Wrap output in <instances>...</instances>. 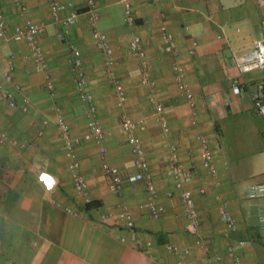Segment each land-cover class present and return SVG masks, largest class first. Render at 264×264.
Listing matches in <instances>:
<instances>
[{
	"label": "crops",
	"instance_id": "crops-1",
	"mask_svg": "<svg viewBox=\"0 0 264 264\" xmlns=\"http://www.w3.org/2000/svg\"><path fill=\"white\" fill-rule=\"evenodd\" d=\"M60 1L73 4L62 16L71 10L78 11L80 16L74 24L65 25L53 17L48 0H43V19L48 27L43 34V82L48 90L50 79L53 92L62 96L57 99L60 103L52 108L53 116L47 110L57 101L53 97L41 95L27 112L0 101V129L18 143L17 146L0 144V264H208L204 251L186 229L182 190L171 173L173 155L190 175L184 188L193 191L202 232L211 246L210 254L224 255L222 261L212 260L211 264H234L226 253L232 237L247 241L239 248L243 264H264V197L248 196L251 185L264 181V119L253 101L260 87L264 91V69L241 75L236 64L239 55L251 50L264 37V0H132L137 18L133 26L127 22L118 0ZM114 4L119 5L122 20L133 29L129 41L117 29L116 18L111 15ZM100 8L108 24L106 31H101L114 50L117 70H122L121 75L127 80L128 88L122 82L127 94L125 108L129 112L132 105L131 109L144 118L149 131L145 146L150 151L157 198L165 207L160 218H153L148 212L147 192L145 195L137 183L127 184L121 194L110 189L104 175L99 173L102 158L99 148H92L94 141H84L86 150L80 151L84 159L91 157V163L90 169L87 163L82 164L88 188L85 193H78L68 169V158L62 161L61 149H56L57 143L48 135L51 125L57 128L58 113L66 120L63 109L69 128L74 127L76 117L70 115L75 106L85 115L84 120L83 114L75 111L80 122L77 127H84L83 133L94 119L103 130L97 110L100 100L88 80L93 68L89 61L83 59L85 87L94 98V114L79 96L76 97L80 103L75 102L74 106L70 93L77 92L78 87L71 80L68 68L61 72L62 79L53 74L61 70L60 65L66 67L61 55L64 51L61 36L68 38V29L75 36L83 19H90L91 25L98 23ZM0 12L6 19V35L0 38V83L13 88L4 79L12 63L15 82L31 98L40 91L42 71H36L28 45L16 41L14 32L28 19L36 22L42 18V0H24L22 4L0 0ZM163 27L173 35L175 53L164 50ZM135 35L142 39L147 64L130 49ZM73 38L72 43L67 42L71 58L73 47L81 51L83 58L79 38ZM93 39L99 48L94 36ZM39 44L42 48V34ZM104 56L107 63L105 53ZM176 63L185 68L187 84L194 94V107L188 105L185 93L177 87ZM102 70L97 67L95 75L98 71L101 75ZM36 72H41L40 77ZM144 77L147 83H143ZM234 81L241 83L239 93L233 90ZM61 84L65 88L59 94ZM157 104L164 108L162 116L167 120L168 131L160 125V115L154 108ZM37 117L41 118L39 123L35 122ZM43 120H48L46 125H42ZM113 132L114 137L102 140L103 146L109 160L122 173L127 172L128 160L134 157L130 147L127 145V151L117 132ZM200 139L207 141L213 150L215 174L203 167ZM65 162L68 172H63ZM223 203L237 220L238 229L234 233H230L221 219ZM121 206L132 212L136 233L112 215ZM149 241L151 246H147ZM168 245L176 250H170Z\"/></svg>",
	"mask_w": 264,
	"mask_h": 264
},
{
	"label": "built area",
	"instance_id": "built-area-1",
	"mask_svg": "<svg viewBox=\"0 0 264 264\" xmlns=\"http://www.w3.org/2000/svg\"><path fill=\"white\" fill-rule=\"evenodd\" d=\"M18 4H22L24 0H16ZM124 8V13L127 18V22L130 25L136 23V13L132 4V0H118ZM154 2H159L160 0H152ZM50 4V10L53 17L57 20L62 21L65 25L74 24L80 13L76 10H71L68 15L62 16L65 9L70 8L73 4L63 3L60 0H48ZM264 26V22H263ZM44 31V27H43ZM42 34V24L28 20L24 25H19L16 27L14 32V39L20 42H26L29 50L30 57L33 59L35 68L37 71H42V48L39 44V37ZM6 35V19L2 12H0V38H3ZM94 38L98 42V46L107 56V64L110 68L114 65V50L110 46L107 35L99 30H94ZM162 44L164 50L168 53L176 52V43L174 41L173 35L166 27H163L162 33ZM131 51L137 55L143 64H147V53L142 46V39L139 35H135L130 42ZM72 65L75 75V82L78 87V96L83 101L87 102L90 106L89 112L94 114L96 110V105L94 103V98L92 94L86 89V75L84 70V62L82 58L81 51L73 47L72 49ZM45 52L43 51V69L45 67ZM236 64L238 71L241 75L251 73L256 70L264 69V37L258 39L254 44L253 48L249 51H246L239 55L236 58ZM13 64H10V70L4 73V79L13 85L12 89H9L3 86L0 83V101H5L11 107H21L23 111L27 112L32 106L31 98L23 93L22 86L15 82L11 69ZM174 74L177 87L180 91L184 92L188 105L194 107V94L190 89L186 81L185 68L176 63L174 65ZM147 77L143 78V83H147ZM114 86L117 94L118 105L121 107L120 114V127L125 133L127 145L130 147L131 153L133 155L134 165L136 170L134 173L129 175H124L118 166L113 164L107 155V150L103 146V134L102 128L97 122L93 120L90 123V128L87 132L83 133L79 138L72 135L69 125L66 122L62 114H57L56 116V125L60 134V139L63 142L64 148H66V156L69 160L68 169L71 174L72 182L75 190L78 193H85L88 188V181L85 175L82 172V165L79 157L76 153L75 145L80 141H89L93 140L102 158V171L105 179L108 181L110 189L117 193L121 194L124 191V188L127 184H135L140 181L146 183L147 188V210L153 218H160L165 211V207L158 201V193L156 184L152 175L150 162L147 156V151L142 144V140L138 135V129L140 124L143 122V119H136L132 117L126 110L127 94L123 83L119 79L114 80ZM54 84L49 79L47 83V89L53 91ZM233 90L236 93H239L242 90L241 83L238 81L233 82ZM254 104L264 119V91L260 87L258 91L254 93L253 96ZM155 111L160 115V125L164 131H168L167 120L162 116L164 108L161 104L155 105ZM47 120L42 121V125H46ZM39 135H42V130L39 132ZM202 150V164L203 167L211 174L217 172L216 165L214 163V154L211 147L208 145L207 141L200 139ZM10 143L12 146H17V141L10 140L9 136L4 130L0 129V144ZM171 173L175 177L176 186L182 190L181 198L184 204L185 214L187 217V226L186 229L190 235L195 239V244L204 251V257L208 264H211V261H222L224 255L221 253H215L211 255V246L208 240L205 238L202 232V224L200 219L199 210L197 203L193 194V191L188 188H184L185 180L190 179V175L186 174L182 167L179 164L178 157L176 155L172 156L171 163ZM248 196L252 199L264 197V181L255 183L250 186ZM87 202H90V199H86ZM226 203H223L221 206L220 216L222 221L225 223L226 227L230 233H234L238 229V223L232 214L227 210ZM68 211H72L68 208ZM115 219L121 221L123 225L130 231L136 233V224L132 212L125 206H121L112 214ZM264 223V217L262 218ZM232 242L226 247V253L231 257L234 264H243V256L239 251V248L244 247L247 243L245 239L232 237ZM152 243L149 241L147 246H151ZM170 250H176V247L173 245H168ZM186 253L189 250L186 249Z\"/></svg>",
	"mask_w": 264,
	"mask_h": 264
},
{
	"label": "rangeland",
	"instance_id": "rangeland-1",
	"mask_svg": "<svg viewBox=\"0 0 264 264\" xmlns=\"http://www.w3.org/2000/svg\"><path fill=\"white\" fill-rule=\"evenodd\" d=\"M112 14L113 17L116 18V27L118 30H121L120 33H123V35H126L127 37V40L126 41H129L130 37L132 36V27H130L127 22H125L124 20H122L121 16H122V12L120 10V7L118 4H114L111 11H110ZM99 21L98 23L96 22L94 25H91L92 23L90 22V19L88 20H85L83 19L79 25H78V33L75 34V36L78 39V41L81 43V46H82V49H83V59L84 61L88 62V64H91V68L90 71H89V81L92 85V87L94 88L93 90L95 91V94L97 97H99V100L100 102L98 103V118L100 120V123L102 124V127H103V130H102V134H103V140H107L109 139V137H114L113 136V131L115 130V132H117V134L119 135V138L121 140V143L127 148V151H128V147H127V142L125 140L126 136H125V133L122 131L121 127H120V114H121V110H120V106L118 105L117 103V99H116V90H115V86H114V80L115 79H119L121 82H123L126 86V88H128V84H126L127 80L124 76L121 75V71L122 70H117L119 65H118V62H117V59L114 61V65L112 68H109L107 63L106 62V59H105V56H104V53L101 49H99L97 46H96V43L93 39V36H94V30L95 29H99V30H104L106 31V26L108 24L107 21L105 20V16L106 14H104V11L102 8L99 9ZM44 16V15H43ZM28 20H31V19H28ZM27 21V20H26ZM36 22L38 23H41L42 24V18L39 20H37ZM22 23V22H21ZM25 23V22H24ZM19 24V23H18ZM17 25V23H16ZM133 26V25H131ZM43 27H44V31H43V34L46 33L48 31V27H47V23L45 22V20L43 19ZM61 30H64L61 28ZM68 34H69V37L68 38H63V36H61L62 38V43H63V52L61 53L62 57H64V61H65V65L66 67H61L62 65H60V69L59 71L57 72H53V74L57 77H59V79H62V75L61 72L63 70H66L67 68L70 70L71 72V80L74 81V83L76 84V87H77V83L75 82V75H74V71H73V65H72V62H71V53L68 48V45L67 42H70L72 43L74 41V38L75 37L71 30L68 29ZM109 30H107L108 32ZM18 44V43H17ZM15 44V45H17ZM22 44V43H21ZM27 44V43H26ZM8 47L11 49L12 48V45L11 43H8L7 44ZM19 46H22V45H19ZM133 55V54H132ZM13 58V56H12ZM134 58V56H133ZM91 62V63H90ZM120 62V61H119ZM97 67H100L101 69H103V73L100 75L99 74V71H98V74L95 75V70L97 69ZM37 71V70H36ZM41 73V72H40ZM40 73L36 72V74H38V76L40 77ZM64 76V74H63ZM40 84H39V89L40 91L36 93V95L38 96L37 98H35L36 95L34 96H31V100L34 104V101L37 102L38 99H40V96H44V97H47V98H55L56 100L59 99L60 97L62 96H58L57 93L54 91H49V90H46L45 89V86H44V82H43V94H42V79L40 78ZM64 86L63 84H61V86L58 87L60 93L61 94L62 92L61 91H64ZM78 89V88H77ZM57 95V97H56ZM70 96L72 97V100L74 102V106L76 105L75 102H79L80 101L78 100V98L76 96H78V91L77 92H71L70 93ZM59 100L55 101L54 103H52V105H50L48 107L47 110H49V115L50 117H52V113L54 112V110L52 109L53 107H55L54 104H59L60 102H58ZM62 105V104H60ZM76 110H72L73 112H71V115L70 116H74L76 117V119L74 120L76 123H74V127H71L70 131L72 133L73 136L75 137H80L82 134H83V128H78L77 126L80 125V122L77 118V115H76V112L77 114L79 115H82V117L84 118L85 120V115L83 112H81V108H78L77 109V106H75ZM130 110H129V114L136 118V119H143V122L140 124L139 126V129H138V135L140 136L141 140H142V144L143 146L145 147L146 151H147V156H148V159H149V162H150V167H151V171L153 172L152 170V166H151V157H150V151H148V148L147 146H145V143L147 142V140H145L147 138L146 135L149 134V131L147 129V126L146 124H144V118L142 116H139L137 115L133 109V106L131 105L130 107ZM128 108V109H129ZM63 109V107H62ZM76 111V112H75ZM63 114L64 116L66 117V120H67V114L65 113L66 111H64L63 109ZM69 115V113H68ZM41 120V118H38L37 117V123H39ZM48 121V120H47ZM50 137H52V139L54 140L55 143H57L58 145V148L56 146V149L59 150V148L61 149V151L59 152L60 155H61V159L62 161L64 162L66 159V148L64 150V145H63V142L62 140L60 139V134H59V131L58 129L54 126V125H51V131L49 132L48 134ZM90 142L93 141V140H89ZM87 142H84V141H80L78 142L76 145H75V148H76V153H77V156L79 157L80 161H81V165L83 164L84 165V162L85 164L87 163V169H90V163H91V157H88L87 159H84V157L81 155V152L84 150H86L85 148V145H86ZM93 147L92 148H95L97 149V145L94 143L92 145ZM149 147V146H148ZM63 149V151H62ZM81 151V152H80ZM131 160V161H130ZM129 162L127 163V168L129 170H125L127 172H123L124 175H129V174H132L134 173V171L136 170V167L134 165V161L132 158H129L128 160ZM64 165V164H63ZM82 167V166H81ZM63 172H68L67 170V162H65V165L63 167ZM83 172V171H82ZM100 174L103 175V171L101 170L99 172ZM84 174V173H83ZM144 181H140V182H137V185L141 186V190L145 193L147 192L146 188L144 187ZM146 190V191H145ZM146 195V193H145Z\"/></svg>",
	"mask_w": 264,
	"mask_h": 264
},
{
	"label": "trees",
	"instance_id": "trees-1",
	"mask_svg": "<svg viewBox=\"0 0 264 264\" xmlns=\"http://www.w3.org/2000/svg\"><path fill=\"white\" fill-rule=\"evenodd\" d=\"M92 203H93V202H91V203H88V205H87V206H90V205H92Z\"/></svg>",
	"mask_w": 264,
	"mask_h": 264
}]
</instances>
